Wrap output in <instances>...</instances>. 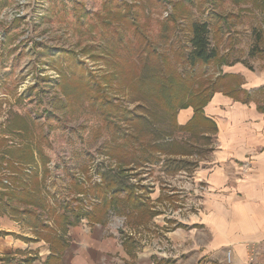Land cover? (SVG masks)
<instances>
[{
  "label": "rangeland",
  "instance_id": "obj_1",
  "mask_svg": "<svg viewBox=\"0 0 264 264\" xmlns=\"http://www.w3.org/2000/svg\"><path fill=\"white\" fill-rule=\"evenodd\" d=\"M195 22L217 51L205 64L187 59ZM262 61L264 0H0V192L35 201L41 187L50 212L102 210L153 234L151 213L193 211L184 177L214 147L212 125L178 111L230 88L226 63ZM11 173L30 181L4 191Z\"/></svg>",
  "mask_w": 264,
  "mask_h": 264
},
{
  "label": "crops",
  "instance_id": "obj_2",
  "mask_svg": "<svg viewBox=\"0 0 264 264\" xmlns=\"http://www.w3.org/2000/svg\"><path fill=\"white\" fill-rule=\"evenodd\" d=\"M256 64L224 65L221 76L234 84L221 86L203 107L215 126L214 147L184 177L193 211L184 204L162 220L160 212L151 213L157 232L147 235L118 227L102 210L63 206L50 212L43 199L50 195L41 187L30 189L35 201L0 192V264H264V61ZM193 113L192 107L179 110L178 123ZM25 175L3 178L4 191L12 182L24 189L30 181ZM60 178L56 173L48 182ZM52 189L67 197L65 189Z\"/></svg>",
  "mask_w": 264,
  "mask_h": 264
},
{
  "label": "trees",
  "instance_id": "obj_3",
  "mask_svg": "<svg viewBox=\"0 0 264 264\" xmlns=\"http://www.w3.org/2000/svg\"><path fill=\"white\" fill-rule=\"evenodd\" d=\"M208 31L209 30L207 28L206 23L200 24L198 22H195L194 24H192L193 36L190 40L192 49L187 57V59L191 64H205L216 58L217 56L216 48L215 47L209 48V43L207 40ZM215 91H217V89H213L209 95L201 96L202 90H199L196 94L193 95V97H195L196 100H194L193 97H189L187 100H185V103L182 105V107L186 108L188 106H191L194 112L192 118L188 121V123L190 121L195 120L196 122H198V120H200L201 122H207L211 124L213 130L215 129L214 123L210 119L205 117L203 114V107L206 105L212 93H214ZM188 123L185 125V127L188 126ZM130 199L132 198L129 193L126 196V201Z\"/></svg>",
  "mask_w": 264,
  "mask_h": 264
},
{
  "label": "built area",
  "instance_id": "obj_4",
  "mask_svg": "<svg viewBox=\"0 0 264 264\" xmlns=\"http://www.w3.org/2000/svg\"><path fill=\"white\" fill-rule=\"evenodd\" d=\"M5 182H6V180H5ZM156 247H157V246H156ZM249 259H250V260H253V254H251V255L249 256ZM225 260H226L227 263L230 261V253H229V251L226 252V258H225Z\"/></svg>",
  "mask_w": 264,
  "mask_h": 264
}]
</instances>
